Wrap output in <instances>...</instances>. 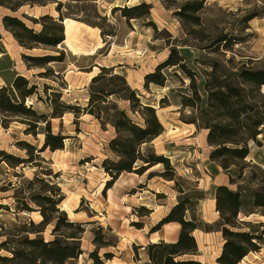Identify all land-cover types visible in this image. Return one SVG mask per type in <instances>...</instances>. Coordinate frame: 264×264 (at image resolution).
<instances>
[{"label":"rangeland","instance_id":"1","mask_svg":"<svg viewBox=\"0 0 264 264\" xmlns=\"http://www.w3.org/2000/svg\"><path fill=\"white\" fill-rule=\"evenodd\" d=\"M192 1L195 0H53L46 6L25 5L14 13L0 7V36L10 52V43L14 39L2 26L4 16L17 17L36 32L41 26L32 24L30 19L44 15L53 18L61 16L63 20L69 18L98 28L102 43L96 45L99 51L95 58L107 55L106 66L118 62L123 64L118 66V70L103 67L108 70L94 83L91 80L100 73L101 67L89 81L85 75L78 74L76 76L80 78L77 79L70 74L68 87L65 81L67 66L72 63L74 67H83L89 63L87 58L72 57L59 49L61 44L56 49L39 46L27 50L14 40L16 51L22 52L20 56L16 55L19 68L24 78L37 87V93L25 99V106H31L37 114L49 116V103L52 101L53 104L56 100L58 104L79 107L80 111L69 110L60 118H50L52 134L63 137V148L54 152L46 149L40 153L44 137L40 134L36 137L26 135V125L19 120L8 119V128L0 126V151L18 159L31 157L30 163L12 168L0 156V188L7 189L6 192L0 191V204L7 207V210L0 211V224L4 228L11 229L29 222L36 225L42 221L39 207L29 198L43 194L41 190L46 182L53 185L51 192L58 202V211L64 212L70 222L84 225V233L80 236L82 254L65 264H94L90 257L94 251L103 264H150L145 248L153 243H147V238L156 236L163 229L172 232L168 224L155 232L151 229L185 198L191 200L190 205L186 204L189 208L187 220H197L201 226L199 231L203 233L217 229L214 223L207 224L200 219V216L216 212L210 207L215 188L208 177L214 175V166H218L209 159L212 148L207 144L208 130L204 125L230 120L226 119L223 111L215 108L207 110L203 87L205 84L215 87L220 82H233L235 85L234 75L242 67L264 69V0H202L203 8L196 14L199 21L191 11ZM124 3L134 5L122 6ZM141 3L151 7L147 17L126 20L122 16V8ZM58 4L59 11L56 10ZM71 27L72 22L67 21L68 45L72 39ZM172 50L182 60L185 71L176 67L163 69L156 76L163 86L148 83L145 77L154 73ZM56 51L63 52L64 59L62 63H52L48 67L56 71L54 76L38 77L43 69L24 72L26 66L22 55L58 56ZM142 51L146 52V57L144 61H139ZM71 71H74L72 67ZM213 72L216 80L211 76ZM77 84H84V88L74 90L73 86ZM44 85L49 88L46 92H43ZM194 90L200 97L199 102L194 101ZM52 91H58L60 98L53 97ZM131 93L138 100L134 103V113L128 100ZM260 94L264 97V86ZM186 98L193 101V108L181 105ZM255 100L264 111V100L257 95ZM145 106L155 110L164 131L160 137L142 145L140 151L144 156L154 153L167 159L171 171L166 175L172 174L173 179L163 177L161 174L166 171L165 167L158 164L141 176L121 173L106 189L110 176L103 170L102 162L118 160L109 147V142L116 137L113 123L119 112H124L133 123L142 126L141 107ZM190 121L195 124L192 126ZM239 128L236 123L233 124L232 140L241 139L243 131ZM262 128L264 130V126ZM256 140L258 143L248 141L249 156L244 162L229 160L235 165H229L224 171L236 182L230 190L242 192L243 206L239 220L252 224H256L259 215H264V208L255 209L251 204L253 192L264 188L261 181L264 174V135L260 134ZM19 142L34 147L30 155L22 149L23 146H18ZM236 165L243 168L240 177ZM150 173L151 177L148 176ZM36 178L43 182L36 181ZM24 203L28 211L20 210ZM249 213L254 214L248 218L246 215ZM135 223L141 228L132 226ZM53 228L54 221L45 226L41 234L45 241L54 239ZM71 232L78 234L75 228L62 227L58 235ZM195 237L199 242L197 255L180 259L216 264L223 242L221 235L210 234L198 239L195 234ZM262 238L263 250L260 254L250 253L239 264H261L260 260L264 259V236ZM93 240L102 247L97 248ZM104 254H109L108 259Z\"/></svg>","mask_w":264,"mask_h":264},{"label":"trees","instance_id":"2","mask_svg":"<svg viewBox=\"0 0 264 264\" xmlns=\"http://www.w3.org/2000/svg\"><path fill=\"white\" fill-rule=\"evenodd\" d=\"M53 0H0V7L14 13L22 6H46ZM193 7L191 11L196 20V14L203 8V1H192ZM57 5L56 10L59 11ZM150 6L145 3L139 5L122 8L121 14L126 20L139 19L149 15ZM32 24L41 26L39 32L28 27L23 21L17 17L4 16L2 18V26L5 31L11 34L13 39L20 47L27 50L37 49L39 46L56 49L64 41V28L62 25L63 19L61 16L53 18L49 15L41 16L37 19H30ZM199 21V20H198ZM152 24H148L151 26ZM1 41V36H0ZM221 42V40H220ZM58 56L42 55V56H26L22 55V60L27 70L43 69V73L37 74L40 78H49L54 76L52 68H48L52 63L63 62V52L56 51ZM3 53V48H0V54ZM181 59L175 50H172L167 59L156 67V71L145 77L148 83H154L163 86V82L156 80V76L163 69L172 67L179 68L185 71V66L181 63ZM100 73L92 78L91 83H94L102 77L103 73L108 69L99 68ZM58 73V72H57ZM186 73V72H185ZM188 75V74H187ZM214 72L211 74L213 79ZM189 80L193 82L191 76ZM234 82L218 83L215 87H209L205 84L203 91L206 97L207 110L218 109L223 111L229 121L216 125L210 123L205 124L204 128L208 130L207 144L212 148L209 153V159L221 167L223 171L229 168L231 161L244 162L249 155L248 141L256 143L257 136L264 135V111L262 106L255 100V96H259L260 89L264 86V69L252 70L249 68H239L234 75ZM49 89L46 85L43 86V92ZM37 87L31 84L26 78L16 75L11 83L0 88V126H6L8 119H16L21 121V124L26 125L24 130L26 135L36 137L38 134L44 137L43 143L39 152H44L48 149L51 152L61 150L63 148V137L59 134L54 135L51 131L50 118H60L69 110L80 111L79 107H70L62 103H57L56 100L49 103L51 114L49 116L37 114L31 106H25V99L35 95ZM55 98H60L58 91H52ZM195 102L200 101V97L194 90ZM131 103L130 109L134 113V103L137 102L134 94L131 93L128 97ZM91 103V100H89ZM182 106L193 108L192 100L186 98L181 102ZM235 107V109H234ZM142 126L133 123L124 112H119L117 119L113 123L116 137L109 142L111 152L118 158L116 162L105 160L102 162L103 170L110 176V180L106 183L105 188H110L118 179L121 173H133L138 176L143 175L151 167L162 164L165 167V172L161 175L168 180L173 179L172 174L166 175L169 168L167 159L162 156H156L154 153L143 155L140 148L144 144H149L154 139L159 137L164 129L159 122L156 112L153 108L145 106L141 107ZM208 112V111H207ZM206 113V112H205ZM89 114H92L89 112ZM232 123V124H231ZM236 123L242 130V137L239 140H232L233 124ZM189 124H195L190 121ZM242 124V125H240ZM231 145V146H227ZM18 146H23L26 153L30 155L34 147L19 142ZM0 156L5 159L12 168L30 163V156L27 159L14 158L0 151ZM8 160H12L10 163ZM139 163V164H138ZM239 169L238 176H241L242 167L236 165ZM151 177V173L148 175ZM36 181L38 180L36 178ZM264 183V174L261 177ZM229 184L234 185L236 182L229 176ZM45 188L43 194H37L29 198L40 209L42 221L38 224L29 222V224H21L14 226L11 229H6L0 224V264H65L69 260H74L82 254L80 248L81 235L84 233L83 224H74L67 220L64 212H59L56 208L58 202L51 192L53 185L44 182ZM1 192H6L4 187L0 188ZM215 210L218 213V219L215 221L217 231L222 237V246L219 256L216 258L217 264H239L250 253H258L263 246L264 225L261 223L252 224L251 222L240 221L239 214L242 212L243 200L240 190L232 191L226 186H218L214 189ZM186 204H191V200L185 198L173 206L168 214L161 219L151 232L158 231L161 226L169 223H177L180 226L177 240L174 243H165L159 241L157 243L148 244L145 248L150 264H199L191 259L181 260L182 257H194L197 255V243L193 237L195 230H200L201 226L195 219H186V212L189 208ZM252 206L255 209L264 208V188H259L252 194ZM48 205V206H46ZM49 207V208H47ZM7 210L5 205L0 204V211ZM19 210V209H18ZM29 210L26 203L20 209ZM144 211L145 209H141ZM50 213H49V212ZM54 213V214H53ZM254 213H249L246 217ZM54 221L52 230L54 239L45 241L41 234L45 226ZM140 229V224H132ZM75 228L78 234L71 232L69 234H59L61 228ZM247 228L248 230H245ZM254 228H258L253 230ZM32 236V237H31ZM94 245L98 247L99 243L93 240ZM104 246H108L105 244ZM109 254H104L108 259ZM94 264H103L96 251L90 254ZM180 259V260H178Z\"/></svg>","mask_w":264,"mask_h":264},{"label":"crops","instance_id":"3","mask_svg":"<svg viewBox=\"0 0 264 264\" xmlns=\"http://www.w3.org/2000/svg\"><path fill=\"white\" fill-rule=\"evenodd\" d=\"M124 5H134V4H122ZM118 6V7H122ZM70 21L72 22V27H71V34H72V39L70 40V45H68L69 41V34H66V22ZM63 28H64V41L61 43L60 48L62 51L69 53L72 57H76L77 59L82 57V58H87L89 60V63H87L83 67H74L72 66V63L67 66L66 73H65V81L68 84V87L70 85V81L67 79L70 74H73L72 78H77L79 79L80 76L76 75H85L88 77V81L96 75V71H98V67H115L116 70L120 69L118 67L119 65H123L122 62H118V64H104L106 58L108 57L107 55L105 57H96L95 55L98 53L99 49H96V45L98 43H102V39L100 36V31L96 27L89 26L85 23H82L81 21H76L73 19L69 18H64L63 20ZM67 35V36H66ZM3 46V53L0 54V88L5 87L7 84L11 83V81L14 79L16 75L25 77L23 72H21L19 68V64L16 59V55L20 56L22 52L16 51L15 44L16 43L14 40L10 43L11 46V52L6 48L3 44V41L1 39L0 42ZM18 46V45H17ZM16 46V47H17ZM63 47V48H62ZM93 57V58H92ZM146 57V52L142 51L141 53V58L139 57V61H144V58ZM76 62V61H74ZM71 67L73 68L74 71H71ZM89 70L88 72H78V70ZM24 72H29L27 71L26 68H24ZM84 88V84H77L73 86L74 90H80ZM65 92L68 93V90H65ZM79 92V91H78ZM68 96V95H67ZM79 101V100H78ZM80 102V101H79ZM192 125V124H191ZM193 126V125H192ZM193 130L191 129L190 132ZM160 137V136H159ZM249 156V155H248ZM248 158V157H247ZM253 160V159H252ZM254 161V160H253ZM255 162V161H254ZM259 165H263V163H257ZM215 165V164H213ZM211 181V185L216 188L218 186H226L230 189V184H229V176L224 173L218 166H214V175L208 177ZM213 198L210 199V207L211 209H215V201H214V193H213ZM154 213L156 210L154 209ZM253 215L248 216L250 218ZM200 219L207 223V224H212L215 223V221L218 219V214L213 212L212 215L209 216H200ZM261 223L264 225V215H259L258 220L256 224ZM169 226L171 227L172 232L169 233L166 230H160L156 233V236L151 235L147 243L151 242H157V241H164L166 243H174L177 240L178 234H179V225L177 223H169ZM195 234H197L198 239H204L205 236L210 235V234H215L216 236L221 235L217 229L214 232H209V233H203L199 230H195L193 232V237L196 240L197 243V248L199 249V242L197 241V238L195 237ZM223 243V242H222ZM144 245V244H143ZM263 249H261L258 253ZM256 253V254H258ZM248 256V255H247ZM246 256V257H247ZM245 257V258H246ZM244 258V259H245ZM261 264H264V259L260 260ZM217 264V263H216Z\"/></svg>","mask_w":264,"mask_h":264}]
</instances>
